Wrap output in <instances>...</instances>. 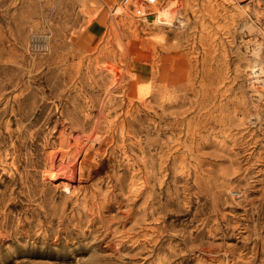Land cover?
<instances>
[{"label": "rangeland", "instance_id": "1", "mask_svg": "<svg viewBox=\"0 0 264 264\" xmlns=\"http://www.w3.org/2000/svg\"><path fill=\"white\" fill-rule=\"evenodd\" d=\"M124 4L0 0V264H264V0Z\"/></svg>", "mask_w": 264, "mask_h": 264}, {"label": "bare ground", "instance_id": "2", "mask_svg": "<svg viewBox=\"0 0 264 264\" xmlns=\"http://www.w3.org/2000/svg\"><path fill=\"white\" fill-rule=\"evenodd\" d=\"M177 1H179V0H169L164 6H162V7H160V6H158V3H159V0L158 1H156V2H154V3H152V7H151V9H152V11H151V13L153 12V13H155V16H154V18H152V19H150V22L151 23H153V24H155V25H159V24H165V25H171L172 23H173V14H174V11H175V9H176V3H177ZM130 3H126V4H124V5H126V6H124V5H122V6H117L116 8H118V9H120L121 8V10H123L124 8H126V7H128V5L130 4L131 6H134L135 7V12L136 13H139L141 16H143L146 20H148L149 19V17L148 16H145L146 14H148L147 13V11H146V8H145V6H144V4H151V3H143V1L142 0H130L129 1ZM134 4V5H133ZM149 7V6H148ZM177 7H179V5H177ZM121 10H118V11H121ZM138 14V15H139ZM162 26V25H161ZM163 28V27H162ZM261 45L259 44V43H257L256 44V48L258 49V47H260ZM256 51H258V50H256ZM111 67V66H110ZM111 69V68H110ZM109 69V70H110ZM262 86V85H261ZM144 89V86L143 85H140L139 87H138V95L141 97L144 93H143V90ZM260 88H257V90H259ZM258 95V94H257ZM258 96H260V94L258 95ZM88 139L87 138H85V142L83 141V140H81V139H79V140H76L75 142H74V147H76L77 148V151L78 152H86V150H87V146H89L88 145V141H87ZM64 142V141H63ZM59 146L60 147H58L57 149H59V150H54V151H52L51 153H50V159L48 160L49 161V166H50V168H52L53 170H54V167L56 168V164H58L59 162L58 161H60L59 159H61V160H63L64 159V157H65V155L67 154L66 153V150L64 149V147L66 148V147H68V145H60L59 144ZM69 148V147H68ZM70 150V149H69ZM68 150V151H69ZM71 151V150H70ZM88 151V150H87ZM77 153V152H76ZM86 154V153H85ZM84 154V155H85ZM49 157V156H48ZM70 162V161H69ZM65 163V162H64ZM80 167V166H79ZM59 168V167H58ZM64 168V167H63ZM51 170V169H50ZM49 170V171H50ZM52 170V171H53ZM47 172V171H46ZM48 175V174H47ZM70 178V177H69ZM66 189V188H65ZM71 189V188H70Z\"/></svg>", "mask_w": 264, "mask_h": 264}, {"label": "built area", "instance_id": "3", "mask_svg": "<svg viewBox=\"0 0 264 264\" xmlns=\"http://www.w3.org/2000/svg\"><path fill=\"white\" fill-rule=\"evenodd\" d=\"M123 3H127L129 0H121ZM144 1V3H154V2H156L157 0H143ZM152 13H150V14H146L147 16H150Z\"/></svg>", "mask_w": 264, "mask_h": 264}]
</instances>
